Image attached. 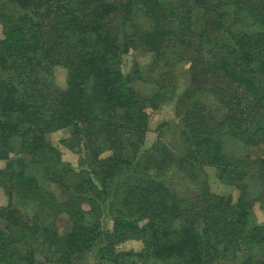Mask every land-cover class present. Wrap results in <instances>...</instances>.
Wrapping results in <instances>:
<instances>
[{
    "label": "trees",
    "instance_id": "1",
    "mask_svg": "<svg viewBox=\"0 0 264 264\" xmlns=\"http://www.w3.org/2000/svg\"><path fill=\"white\" fill-rule=\"evenodd\" d=\"M0 22V264H216L241 252L239 264H264L260 197L247 184L264 190V0H0ZM139 49L163 69L149 97L128 69ZM57 67L65 89L49 80ZM169 101L178 121L147 146V110ZM69 128L78 169L46 141ZM207 167L240 190L237 202L211 191ZM84 204L112 229L88 223ZM129 237L140 253L118 252Z\"/></svg>",
    "mask_w": 264,
    "mask_h": 264
},
{
    "label": "rangeland",
    "instance_id": "2",
    "mask_svg": "<svg viewBox=\"0 0 264 264\" xmlns=\"http://www.w3.org/2000/svg\"><path fill=\"white\" fill-rule=\"evenodd\" d=\"M144 25L149 26L148 20L142 21ZM3 38V25L0 22V39ZM155 61V56L147 51L143 50H133L129 58L130 69L132 66L137 68L142 75V81H137L134 83L136 90L146 97H149L153 94L154 91L160 88L157 85V81L162 80L163 69L153 66ZM173 79L170 80L171 85L176 87L177 93L183 91L188 85V70L189 63L183 62L182 64L177 65L174 69ZM55 86L65 89L67 84V70L62 67L54 68L52 71V77L49 79ZM172 81V82H171ZM49 82V81H48ZM50 83V82H49ZM163 83V82H162ZM168 83L167 80L164 81V85ZM148 135H147V146L152 145L161 131L167 129L168 125H175L177 123V117L175 114V104L173 102H166L162 104L157 110L148 109ZM168 124V125H164ZM72 129H62L57 132L47 135L46 141L51 146L57 148L60 153L61 160L67 164L72 165L74 168L78 169L80 163L82 162L81 156L77 151V144L72 141ZM177 137L167 134L166 141L168 144L178 147ZM18 144L20 141L18 140ZM111 153L107 152L102 155V158L108 157ZM252 156H256L252 154ZM19 156L12 155V158H17ZM21 157V156H20ZM23 160L28 168L31 166L32 158L29 156H23ZM8 162L0 161V169H3L7 166ZM208 182L211 188V191L219 195H230L233 197L234 202H237L240 197V190L236 187L229 186L217 178V171L215 168L207 167L205 169ZM247 184L249 185L248 191L251 194V199L260 197L259 201H254V215L259 223H264V190L263 188L256 186L255 181L248 180ZM57 196L60 198L63 197L62 192L53 189ZM179 193L184 196H191L196 193V190L191 187H183L179 189ZM66 197H64L65 199ZM8 204V196L6 192L0 188V209L6 207ZM84 210L86 211V220L88 223H102L103 229L111 230L113 227V222L110 219H107L108 213L101 214L98 211L100 208L96 206H91L90 204L83 205ZM56 227L60 234L68 232L71 228V223L67 215H59L55 220ZM4 227L3 223L0 221V229ZM133 235V234H132ZM130 235V236H132ZM144 248L143 240L138 237H129L123 243L117 245L118 252H134L140 253ZM264 250V249H263ZM242 256V252L239 255V260H236L232 263L219 261L216 264H239ZM85 264H97L94 260H86Z\"/></svg>",
    "mask_w": 264,
    "mask_h": 264
}]
</instances>
